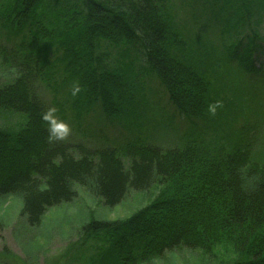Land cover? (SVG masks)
I'll return each mask as SVG.
<instances>
[{
	"label": "trees",
	"instance_id": "16d2710c",
	"mask_svg": "<svg viewBox=\"0 0 264 264\" xmlns=\"http://www.w3.org/2000/svg\"><path fill=\"white\" fill-rule=\"evenodd\" d=\"M262 20L264 0H0V113L22 117L0 126V207L20 199L35 227L78 189L108 208L152 191L127 217L82 223L68 263L144 264L187 251L264 264V156L252 148L256 121L226 95L264 83ZM55 104L74 119L99 108L117 135L96 148L50 139L43 114ZM172 111L194 133L166 147L135 140Z\"/></svg>",
	"mask_w": 264,
	"mask_h": 264
},
{
	"label": "rangeland",
	"instance_id": "374dc122",
	"mask_svg": "<svg viewBox=\"0 0 264 264\" xmlns=\"http://www.w3.org/2000/svg\"><path fill=\"white\" fill-rule=\"evenodd\" d=\"M176 11L177 15L181 17V20H190L189 9L187 7H180L177 3ZM181 24H184V22ZM188 27L191 28L190 25ZM260 34L264 36V20H262L260 26ZM256 56V66H261L264 69V44ZM109 59L113 60L112 57H109L107 61ZM138 62L143 63V59L137 58ZM258 81L255 80V82ZM234 94L230 95L226 93V95L232 97H228L229 101L231 100V103L236 108H241L243 113L247 115V118L256 121L255 125L257 127L253 128L255 130L256 140L253 141L252 139V148L258 156H264V83L256 84L253 88L247 89L246 92L243 91ZM40 95L47 103L51 99L50 90L47 88L42 87ZM68 95L67 90L64 94L62 92L59 95L58 100L63 99L65 106L68 105ZM50 107L55 108L56 116L70 125L71 133L66 139L64 138L67 141L79 139L90 148L108 146V142L111 143V137L114 136L115 132H118L112 126L113 124L110 123V120H107L105 115H102L101 111L98 110L99 108L92 107V109L83 113L82 117L74 119L72 111L67 110L66 112H62V116L56 104L50 105ZM166 108L169 110L172 109L171 106ZM179 117V115L172 111L168 115V118L166 115L162 117L155 129L146 133L138 134L134 132L132 134H134L135 140H141V143L153 141V143L159 146H173L181 137L194 133L192 129H187V124L180 120ZM21 122L22 117L19 114L8 112L0 113V126L17 128ZM171 122L174 126H172ZM77 125L81 129L80 132H77L76 135H71L73 131L78 130ZM84 129L91 132V135L87 138H84ZM235 132L237 135L240 133L238 130ZM250 134L253 135L252 132L245 131L246 136ZM80 136L81 138H79ZM203 138L206 140L212 139V133L208 130L203 135ZM125 163H127V160ZM151 193L152 191L146 194L132 192L121 203L108 208L103 205L101 200L92 198L82 189H78V196L73 201L46 211L40 225L35 227L27 225L24 217L20 216L21 200L16 197L9 198L0 207V216H2L4 221L3 225L0 223V264H93L90 263V259L68 263L67 257H65L66 248L69 244L78 240V230L82 223L91 217L107 219L127 217L136 209L146 205L151 199ZM86 249L91 251L93 247ZM189 253L187 251L176 252L173 256L168 254L162 260H155L151 263L145 262L144 264H219L216 261L202 260L200 256Z\"/></svg>",
	"mask_w": 264,
	"mask_h": 264
},
{
	"label": "clouds",
	"instance_id": "9594fccd",
	"mask_svg": "<svg viewBox=\"0 0 264 264\" xmlns=\"http://www.w3.org/2000/svg\"><path fill=\"white\" fill-rule=\"evenodd\" d=\"M81 90L78 83H74L72 87V95L75 96ZM220 102L210 103L208 105V112L215 115ZM55 108H50L43 114V119L48 122L49 138L53 140L64 139L71 133L70 125L55 115Z\"/></svg>",
	"mask_w": 264,
	"mask_h": 264
}]
</instances>
